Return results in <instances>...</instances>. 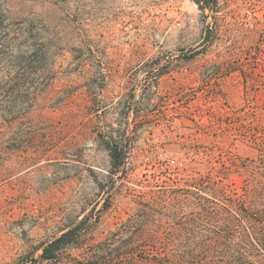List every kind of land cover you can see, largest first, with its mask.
<instances>
[{
	"label": "rangeland",
	"instance_id": "rangeland-1",
	"mask_svg": "<svg viewBox=\"0 0 264 264\" xmlns=\"http://www.w3.org/2000/svg\"><path fill=\"white\" fill-rule=\"evenodd\" d=\"M209 3L0 0V264H42L85 216L65 254L92 251L156 185L241 186L233 164L264 110V0ZM110 135L128 152L118 169Z\"/></svg>",
	"mask_w": 264,
	"mask_h": 264
},
{
	"label": "trees",
	"instance_id": "trees-1",
	"mask_svg": "<svg viewBox=\"0 0 264 264\" xmlns=\"http://www.w3.org/2000/svg\"><path fill=\"white\" fill-rule=\"evenodd\" d=\"M210 7L209 0H195ZM201 5V4H200ZM2 25V21H0ZM0 43V55L6 48ZM6 57V56H5ZM17 57V56H16ZM15 57H11L14 72ZM16 70V71H15ZM22 76V75H21ZM20 76V77H21ZM261 83L264 91V80ZM6 91L0 96L2 104ZM247 129L251 158L234 161L241 186L232 188L227 175L201 176L181 183L156 185L136 196L134 224L125 223L92 251L68 257L80 245L88 217L42 248V264H264V110L251 109ZM112 166H123L127 148L110 135L106 141ZM228 172V171H227ZM162 231L165 237L157 236Z\"/></svg>",
	"mask_w": 264,
	"mask_h": 264
}]
</instances>
